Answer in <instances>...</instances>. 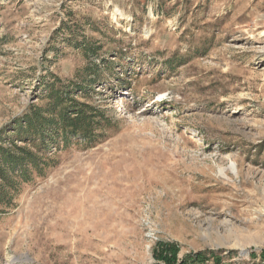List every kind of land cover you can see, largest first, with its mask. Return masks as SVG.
I'll list each match as a JSON object with an SVG mask.
<instances>
[{
    "label": "rangeland",
    "instance_id": "obj_1",
    "mask_svg": "<svg viewBox=\"0 0 264 264\" xmlns=\"http://www.w3.org/2000/svg\"><path fill=\"white\" fill-rule=\"evenodd\" d=\"M54 82L104 119L7 187L0 264H264V0H0L2 145Z\"/></svg>",
    "mask_w": 264,
    "mask_h": 264
},
{
    "label": "trees",
    "instance_id": "obj_2",
    "mask_svg": "<svg viewBox=\"0 0 264 264\" xmlns=\"http://www.w3.org/2000/svg\"><path fill=\"white\" fill-rule=\"evenodd\" d=\"M75 47L81 48L85 58L91 60L84 68L85 73L90 76L95 74L99 65L94 60L100 47L85 41L76 43ZM56 81L59 82V79ZM55 82L48 87L45 97L47 99L45 112L50 117L42 115L41 109L36 108L23 118L24 123H18L14 131L9 133L14 135L7 134V137L2 138L4 142L8 141L10 144V147H5L0 143V205L3 209L8 204L6 201L7 187L16 189L19 183L31 181L35 176L45 175L46 169L55 164L53 157L45 153L48 149V142H53L58 147L59 142L57 141L67 144L73 134L77 133H81L86 138H93L95 126H99L100 120L104 119L102 111L87 107L71 97L72 93L82 90L81 86L76 83L74 85L61 83L56 87ZM31 129H33L32 132H30ZM13 136L14 138H11ZM37 138L39 142H35ZM16 140L30 145L35 152L28 147L16 145ZM157 246L158 249L153 252L155 259L163 264H176L177 259L171 246L161 242L157 243ZM205 253L206 251H197L188 254L180 259L178 264H200L204 261ZM209 253L213 255V252Z\"/></svg>",
    "mask_w": 264,
    "mask_h": 264
},
{
    "label": "bare ground",
    "instance_id": "obj_3",
    "mask_svg": "<svg viewBox=\"0 0 264 264\" xmlns=\"http://www.w3.org/2000/svg\"><path fill=\"white\" fill-rule=\"evenodd\" d=\"M232 167V166H231Z\"/></svg>",
    "mask_w": 264,
    "mask_h": 264
}]
</instances>
